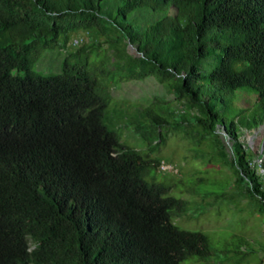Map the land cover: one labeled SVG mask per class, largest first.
I'll list each match as a JSON object with an SVG mask.
<instances>
[{"label": "trees", "instance_id": "1", "mask_svg": "<svg viewBox=\"0 0 264 264\" xmlns=\"http://www.w3.org/2000/svg\"><path fill=\"white\" fill-rule=\"evenodd\" d=\"M101 3H115L117 16L104 17ZM83 28L104 37L66 46ZM104 44L121 78L168 79L184 119L219 139L233 183L264 212V139L253 161L237 131L264 124V0H0V264H181L211 254L205 233L174 222L186 202L140 173L163 162L151 156L167 122L161 107L136 116L149 122L136 129L147 151L106 125L111 94L97 72L116 69L106 53L92 57ZM55 48H65L59 71L38 70ZM239 93L254 97L249 108L234 104Z\"/></svg>", "mask_w": 264, "mask_h": 264}, {"label": "rangeland", "instance_id": "2", "mask_svg": "<svg viewBox=\"0 0 264 264\" xmlns=\"http://www.w3.org/2000/svg\"><path fill=\"white\" fill-rule=\"evenodd\" d=\"M116 11L115 3H101L100 13L104 17L114 18ZM143 18L144 13L131 20L136 24ZM103 37L96 28H83L68 35L66 46H87ZM75 40L81 42L75 43ZM125 43L126 50L137 55L136 49L131 51L128 41ZM107 48L106 44L97 47L92 57L98 61L106 53L109 57L107 67L116 69L111 63L114 58L110 62L112 52ZM64 50L45 51L36 68L43 72H58L66 55ZM100 68L102 70L98 69L97 74L101 84L111 94L105 123L117 133L121 142L138 150L149 149L136 131L138 122L144 126L149 123L143 117H136L146 107L160 106L162 110L155 111L167 120L162 129V140L153 145L151 154L163 159L164 169L147 166L140 173L148 181L163 182L167 195L186 202L185 210H177L173 215L180 228L199 230L209 237V256L189 257L181 264H264V212L260 211L255 198L242 193L241 186L233 183L235 176L228 158H223L217 143L219 139L211 134L205 136L201 127L184 119L189 114L181 113L183 103L175 98L168 79L149 75L141 80H127L121 78V66L111 72L103 64ZM103 70L106 73L103 74ZM253 101L251 95L239 93L234 104L249 108ZM237 131L240 142L253 153V161H256L264 139V124L259 128L238 127Z\"/></svg>", "mask_w": 264, "mask_h": 264}, {"label": "built area", "instance_id": "3", "mask_svg": "<svg viewBox=\"0 0 264 264\" xmlns=\"http://www.w3.org/2000/svg\"><path fill=\"white\" fill-rule=\"evenodd\" d=\"M79 42H81V41H77V40H75V43H79ZM165 165H166L165 162H162L161 165H160V167H162V168L164 169V166H165Z\"/></svg>", "mask_w": 264, "mask_h": 264}, {"label": "water", "instance_id": "4", "mask_svg": "<svg viewBox=\"0 0 264 264\" xmlns=\"http://www.w3.org/2000/svg\"><path fill=\"white\" fill-rule=\"evenodd\" d=\"M128 48H130L131 51H134V50H135V47H134L132 44H129V45H128Z\"/></svg>", "mask_w": 264, "mask_h": 264}]
</instances>
